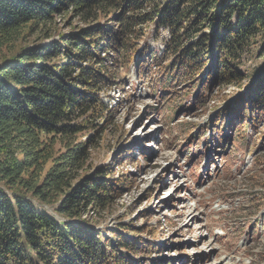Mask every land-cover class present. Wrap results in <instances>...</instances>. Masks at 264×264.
<instances>
[{"label": "trees", "instance_id": "obj_1", "mask_svg": "<svg viewBox=\"0 0 264 264\" xmlns=\"http://www.w3.org/2000/svg\"><path fill=\"white\" fill-rule=\"evenodd\" d=\"M58 18L72 30L24 44ZM161 33L162 50L150 51ZM143 57L185 96L237 89L203 137L217 131L215 145H233L250 129L264 141V0H0V264H127L145 249L139 236L107 237L87 218L123 187L107 167L79 177L94 137L76 143L101 131L100 96L117 70ZM246 59L261 63L245 72Z\"/></svg>", "mask_w": 264, "mask_h": 264}, {"label": "rangeland", "instance_id": "obj_2", "mask_svg": "<svg viewBox=\"0 0 264 264\" xmlns=\"http://www.w3.org/2000/svg\"><path fill=\"white\" fill-rule=\"evenodd\" d=\"M70 29L58 18L24 44L44 47ZM166 36L148 40L149 50L161 51ZM137 62L120 67L116 86L100 96L101 131L90 127L76 137V143L94 137L78 176L107 167L123 187L107 211L87 218L107 237L139 236L145 249L128 253L127 264H264V141L250 129L245 142L222 147L215 145L220 132L203 137L237 89L199 88L185 96L178 84L164 87L148 57ZM243 63L250 72L261 61ZM128 226L132 233L122 231Z\"/></svg>", "mask_w": 264, "mask_h": 264}]
</instances>
